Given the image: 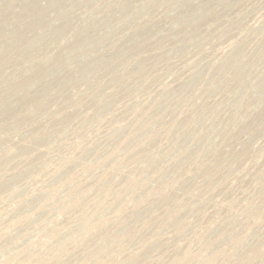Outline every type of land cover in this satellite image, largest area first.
I'll return each mask as SVG.
<instances>
[{
  "label": "rangeland",
  "instance_id": "rangeland-1",
  "mask_svg": "<svg viewBox=\"0 0 264 264\" xmlns=\"http://www.w3.org/2000/svg\"><path fill=\"white\" fill-rule=\"evenodd\" d=\"M0 264H264V0H0Z\"/></svg>",
  "mask_w": 264,
  "mask_h": 264
}]
</instances>
